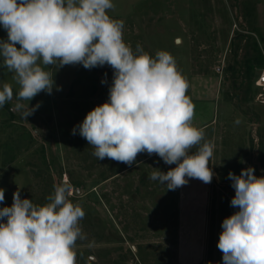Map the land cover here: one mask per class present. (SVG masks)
<instances>
[{"label":"rangeland","instance_id":"rangeland-1","mask_svg":"<svg viewBox=\"0 0 264 264\" xmlns=\"http://www.w3.org/2000/svg\"><path fill=\"white\" fill-rule=\"evenodd\" d=\"M113 3L108 14L124 21L123 38L133 51L137 44L152 56L165 50L187 78L193 123L215 145L211 183L190 179L168 189L149 175L175 164L147 153L131 166L98 160L78 129L72 134L88 112L108 101L110 66H50L51 94L42 91L22 101L30 108L40 105L22 119L11 111L19 85L0 57V87L10 83L14 93L0 107V208L12 205L17 190L42 206L54 185L70 183V199L85 212L80 225L87 239L76 242L77 264H223L217 244L224 209L235 196L228 174L252 167L264 177V90L256 85L259 72L247 76L244 64L255 44L264 57V0ZM7 39L0 25V40Z\"/></svg>","mask_w":264,"mask_h":264},{"label":"clouds","instance_id":"clouds-1","mask_svg":"<svg viewBox=\"0 0 264 264\" xmlns=\"http://www.w3.org/2000/svg\"><path fill=\"white\" fill-rule=\"evenodd\" d=\"M114 7L113 0H0V25L8 36L0 40L2 66L19 85L11 110L26 119L40 105L30 108L22 101L42 91L51 94L50 66L108 65L114 71L108 101L88 112L72 134L78 129L98 160L131 166L138 154L147 153L175 164L149 175L168 189L190 179L211 183L215 145L193 123L187 78L165 50L152 56L137 44L134 52L123 38L124 21L108 14ZM13 95L12 85L3 83L0 107ZM254 171L228 174L235 190L231 205L238 211L221 225L217 247L223 264H264V177ZM73 191L70 183L54 185L42 206L14 192L12 205L0 208V264H77L76 242L87 236L80 225L85 212L70 199Z\"/></svg>","mask_w":264,"mask_h":264},{"label":"trees","instance_id":"trees-1","mask_svg":"<svg viewBox=\"0 0 264 264\" xmlns=\"http://www.w3.org/2000/svg\"><path fill=\"white\" fill-rule=\"evenodd\" d=\"M244 64L246 67L247 76H252V74L254 72L257 73V71L260 73L261 68L264 66V57H263V55L260 54V51H259L257 44H255L254 54H247ZM262 147H263V144H262ZM260 156H261L263 167H264V150H263V148L260 152ZM236 211H238V210L235 207L231 206V202L229 203V207L224 209V213H225L227 218L230 217L231 215H233Z\"/></svg>","mask_w":264,"mask_h":264},{"label":"built area","instance_id":"built-area-1","mask_svg":"<svg viewBox=\"0 0 264 264\" xmlns=\"http://www.w3.org/2000/svg\"><path fill=\"white\" fill-rule=\"evenodd\" d=\"M256 85L264 90V66L261 68L260 73L258 74Z\"/></svg>","mask_w":264,"mask_h":264}]
</instances>
